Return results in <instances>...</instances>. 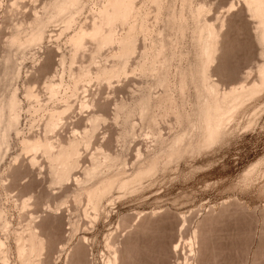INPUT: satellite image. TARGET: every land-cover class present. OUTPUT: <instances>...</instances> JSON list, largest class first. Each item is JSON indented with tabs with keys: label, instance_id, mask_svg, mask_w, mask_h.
Returning a JSON list of instances; mask_svg holds the SVG:
<instances>
[{
	"label": "rangeland",
	"instance_id": "obj_1",
	"mask_svg": "<svg viewBox=\"0 0 264 264\" xmlns=\"http://www.w3.org/2000/svg\"><path fill=\"white\" fill-rule=\"evenodd\" d=\"M59 1L0 0V103L5 102L2 107L6 108L16 94L14 103L19 104L18 123L14 121L11 128L7 120L18 113L10 115L9 106L1 109L3 115L0 112V142L7 139L6 145L0 143L4 146L0 147V208L7 213H0V220L3 223L4 217V225L11 223L5 225L10 232L0 227V236L12 248L8 264L29 260L32 264L33 254L36 264H68L72 257L77 260L74 255L78 253L83 264H264V86L259 90L264 56L255 33L258 20L251 16L247 1L136 0L135 14L126 25L118 22L114 26L119 31L116 45L104 46L96 57L91 54H95V40L87 38L85 49L78 51L74 62L70 59L75 54L70 36L83 26L90 30L95 19L100 20L99 7L107 0ZM56 6L62 11L55 10ZM200 7H204L200 16L204 23L198 20ZM46 15L53 18L45 19ZM207 21L211 28L215 26L212 23L217 30L221 27L220 39H210L202 32L209 27L201 26L202 30L200 24ZM181 23L188 25L184 35ZM35 27H42L43 38L33 39ZM199 28L208 40L219 39L213 42L216 45L218 41V48L212 42L214 49L210 47L213 52L218 49L215 60L211 50L207 53L211 44L202 39ZM15 35L20 40L16 45L11 41ZM205 40L209 44L204 56L213 59L210 65L201 54L207 50ZM91 55L99 62L92 61ZM202 61L209 66H205L208 80ZM117 63L123 71L122 76L117 73L119 78L112 77L109 82L106 78L113 73L106 81L93 74L92 82L88 79L75 85L72 72H78L79 67L89 66L94 71ZM52 82L64 83L55 91L56 98L50 95ZM211 82L218 84L212 86L214 91L218 88L222 94L255 83L259 88L246 93V98L242 95L243 103L238 101L241 105L220 120L216 115L214 119L212 111H216L211 108L216 110V102L223 106L224 95L213 92ZM208 107L213 121L206 113ZM51 111L63 114L61 120ZM50 114L56 116L57 123L48 127L49 119L54 118ZM206 123L218 126L212 131ZM8 128L14 129L10 136ZM5 132L7 138L3 139ZM34 138L49 139L53 152L50 147L49 153L44 147L30 150L26 141ZM77 141L78 151L73 143ZM66 146L68 153L76 152L73 157L63 150ZM94 165L95 170L91 168ZM60 169L70 174V178L61 179L62 184L57 177ZM24 199L29 200V206ZM22 200L23 206H28L25 209ZM34 222L41 223L36 232ZM28 224L34 227L33 232L55 242H48L50 257L41 247L38 256L35 251L26 255L32 258L26 262L25 248L26 253L18 251L23 238L29 237H23V230L32 236ZM16 240L21 242L16 245ZM178 242L180 248L175 247ZM18 252L24 255L20 258ZM2 259L0 264H4ZM80 259L74 264H82Z\"/></svg>",
	"mask_w": 264,
	"mask_h": 264
},
{
	"label": "bare ground",
	"instance_id": "obj_2",
	"mask_svg": "<svg viewBox=\"0 0 264 264\" xmlns=\"http://www.w3.org/2000/svg\"><path fill=\"white\" fill-rule=\"evenodd\" d=\"M54 1H55V0H54ZM56 1H59V0H56ZM64 1H65V0H64ZM66 1H67V0H66ZM68 1H69V0H68ZM75 1H76V0H74L73 2L75 3ZM79 1L81 2L82 0H79ZM83 1H84V0H83ZM105 1H106V0H105ZM245 1H247V2H245V3H247L246 5H247V8L249 9V12L252 13L251 16H252V17H254V16L257 17L256 20H258V21H257L258 24H257V26H256L257 29H256V27H255V29L257 30V31H255V33L257 32V33H256V34H257L256 37H257L258 41H259L260 43H262V44H261V46L263 47V49H262V53H263V56H264V0H245ZM59 2H60V1H59ZM70 2L72 3V1H70ZM135 2H136V0H107L106 3H104V5H103L102 7H101V6L99 7V16H100V18H97V19H100V20H99V21H98V20L96 21V19H95V23L92 22V23H93V26L91 25L92 28H90V30L88 29L87 26H85V27H87V28H84V26L81 27V28L79 27L80 29H77L78 31L75 29L76 31L73 33V35L70 36V37H71L70 41L72 40V41H71V43H72V50H73V47L75 46V47H74V49H75V52H74V53H75V54L73 53L74 56H72L73 54L70 55V56H72V57H70L71 61L74 62V60L77 59V57H78L77 55H79L80 50L82 51L83 49H85V47H86L85 44H87V42H86V39H87V38H88V39L91 38L92 41L95 40V41H94V42L96 43V44L94 43V44L96 45V46L94 45V46L96 47V48H94V50H95V51H94L95 54H93V52H91V54H92V55H95V56H96V53H97V54H100V53L104 50L105 47H109L110 45H116L115 43H117V42L119 41V40H118V39H119V37H118V32H119V31L117 32L116 29H118V27L116 28V27H114V26H116V23H118V22H119V24L122 25V26H123V24L126 25L128 18H130L131 16H133V15L135 14V6H136V5H135ZM57 3H58V2H57ZM62 3H63V1H62ZM62 3H60V4H62ZM66 3H67V2H66ZM66 3H65V5H66ZM77 3H78V2H77ZM82 3H83V2H82ZM82 3H80V5H83L82 7H84V4H85V3H83V4H82ZM183 3H185V2H183ZM55 4H56V3H55ZM68 4H69V3H68ZM51 5H52V8H50V9L52 10V9H53V4L51 3ZM56 5H57V4H56ZM63 5H64V4H63ZM65 5H64L63 7H61V9L64 10V11L61 10L62 12H65V11H66L65 9H63V8L65 7ZM72 5L74 6L73 3H72ZM75 5H77V4H75ZM78 5H79V4H78ZM137 5H138V4H137ZM183 5H184V4H182V6H181L182 9H183ZM60 6H62V5H60ZM60 6H59V8H60ZM68 6H70V5H68ZM73 6H71V7H73ZM156 6H157V5H156ZM161 6H162V5H161ZM184 6H185V5H184ZM50 7H51V6H50ZM56 7H57V6H56ZM79 7H80V6H79ZM82 7H80V8L83 9ZM161 8H162V7H161ZM200 8H201V7H200ZM200 8H197V9L199 10ZM54 9H55V8H54ZM66 9H67V8H66ZM77 9H78V8H77ZM81 9H80L79 11H81ZM137 9H138V8H137ZM203 9H204V7H203ZM203 9L201 8L200 11H199V14H200V15H199L198 20L200 21V23H204V22H205L204 20H203V21H204V22H203L202 19H201V17H200L201 14H202V10H203ZM55 10H58V12H61L60 9H58V7H57ZM55 10H54V11H55ZM68 10H69V9H68ZM74 10L77 11L76 8H75ZM158 10H160L159 6H158ZM46 11H48V10H46ZM95 11H96V10H95ZM160 11H161V10H160ZM48 12H49V11H48ZM51 12H52V11H51ZM97 12H98V11H97ZM97 12H96V13H97ZM52 13H53V12H52ZM96 13L94 12V14H96ZM48 14H49V13H48ZM59 14H60V13H59ZM61 14H62V13H61ZM71 14H72V13H71ZM196 14H197V13H196ZM49 15H50V14H49ZM52 15H53V14H52ZM36 16H37V15H35V17H36ZM47 16H48V15H46L45 19L47 18ZM55 16H57V15H54V17H55ZM96 16H97V14H96ZM96 16H94V17H96ZM156 16H158V15L156 14ZM39 17H40V16H39ZM39 17H38V18H39ZM49 17H52V18H53V16H49ZM49 17H48V18H49ZM70 17H72V15H71ZM94 17H93V18H94ZM180 17H181V16H180ZM255 17H254V18H255ZM42 18H43V17H42ZM48 18H47V19H48ZM52 18H51V19H52ZM68 18H69V16H68ZM72 18H74V17H72ZM72 18H71V19H72ZM156 18H157V17H156ZM182 18L184 19V17H181V19H182ZM49 19H50V18H49ZM69 19H70V18H69ZM181 19L178 18L177 20L180 21ZM200 19H201V20H200ZM42 20H43V19H42ZM52 20H53V19H52ZM66 20H67V19H66ZM72 20H73V19H72ZM40 21H41V20H40ZM44 21H45V20H44ZM50 21H51V20H50ZM68 21H69V20H68ZM68 21H67V23H68ZM181 21H182V20H181ZM181 21H180V22H181ZM201 21H202V22H201ZM36 22H37V21H36ZM47 22H48V20H47ZM69 22H70V21H69ZM39 23H41V22H39ZM208 23H209V22L207 21V23H205V24H202V25L200 24V28L202 29V27H203V29H205V28H206V24H207V27H209L211 30H210L209 28H206L205 30L202 29V30H203V31H202V30L199 28V29H200V30H199V33H200V34H203V33L200 32V31H202V32H205L204 34L207 33L206 35H207L209 38L211 37L212 39H214L213 37H218V36H219L218 38L220 39V34H221V32H220L219 35H217V34H218V31H220L219 29H220L221 27H219V29L217 30V27H215V26H216L215 23H212V25H215V26H212V28H211V24H208ZM42 24H43V23H42ZM45 24H46V23H45ZM45 24H44V25H45ZM70 24H71V23H70ZM119 24H117V26H118ZM181 24H183V23H181ZM181 24H180L181 27H179V25H178V27L180 28V30H181V28L184 29V31L181 30L182 33H183V32L186 33V30L188 29V25L185 26V25L183 24V25L185 26V27H183ZM187 24H188V23H187ZM34 25H35V23H34ZM38 25H39V24H38ZM204 25H205V26H204ZM41 26H42V25H41ZM201 26H202V27H201ZM89 27H90V26H89ZM213 27H215V28H213ZM36 28L38 29V27H35V29H36ZM45 28H46V27H45ZM120 28H121V27H119V29H120ZM123 28H124V27H123ZM179 28H178V30H179ZM186 28H187V29H186ZM33 29H34V28H33ZM35 29H34V30H35ZM41 30H42V27L39 28V29L36 31V33H37L38 31H39V32H38L37 34L35 33V36L33 35V39H34L35 37L37 38V36H38L39 38H40V37H42V38L44 37V36H42L44 33H41L43 30H42V31H41ZM120 30L122 31V29H120ZM206 30H208V31H206ZM221 31H222V29H221ZM208 32L211 33V34H209ZM258 32H259V33H258ZM40 33H41V34H40ZM185 33H183L182 35H184ZM204 34H203V38H202V35H199V37L202 38L203 40L207 37V36L204 37ZM208 34H209V35H208ZM26 35H27V34H26ZM13 37H14V36H13ZM17 37H18V36L15 35V37L13 38V40H11V41H13L12 43L15 44V42H18L17 40H19V38H17ZM25 37H27V36H25ZM28 37H29V36H28ZM208 37H207V38H208ZM31 38H32V37H31ZM39 38H38V40H39ZM207 38H206V40H207V41H210V44H211V45L209 46V48L212 46V43H213V42L216 43V40L219 41L218 38H217V39L215 38V41H214V40H212V41H211V40H208L209 38H208V39H207ZM211 38H210V39H211ZM21 39H23V38H21ZM26 40L28 41V39H26ZM30 40L32 41V39H29V41H30ZM34 40H35V39H34ZM91 40H89V41H91ZM206 40H205V41H206ZM19 41H20V40H19ZM87 41H88V40H87ZM207 41H206V42H207ZM218 41H217V44H216V45H215V43H213V45H215V47L219 44ZM73 42H74V43H73ZM163 42H164V41H163ZM206 42H205V43H206ZM211 42H212V43H211ZM20 43H21V42H20ZM24 43H25V42H24ZM31 43H32V42H31ZM205 43H203V45H204ZM16 44H17V43H16ZM16 44H15V45H16ZM18 44H19V43H18ZM73 44H74V45H73ZM163 44H164V43H163ZM163 44H162V46H163ZM207 44H209V42H207V43L204 45V46L207 48V50H206V49H205V50L203 49V51H201V54H202V52H203V56H204V52H205V51H206V52L208 51V47H207L208 45H207ZM11 45H13V44H11ZM21 45H24V44H21ZM106 45H108V46H106ZM164 45H165V44H164ZM18 46H19V45H18ZM104 46H105V47H104ZM127 46H128V45H127ZM160 46H161V45H160ZM160 46H159V47H160ZM204 46H203V47H204ZM111 47H112V46H111ZM125 47H126V46H125ZM163 47H164V46H163ZM163 47H162V49H163ZM212 47H213V48H212ZM212 47H211V48L214 49V46H212ZM142 48H143V47H142ZM160 48H161V47H160ZM160 48H158V49H160ZM164 48H165V47H164ZM211 48H210L209 51L207 52L208 54L210 53V50L212 51ZM217 48H218V46H217ZM217 48H215V49L218 50ZM101 49H103V50H101ZM125 49H126V48H125ZM162 49H160V50L163 52L164 49H163V50H162ZM72 50H71V51H72ZM100 50H101V51H100ZM137 50H138V48H137ZM137 50H136V51H137ZM160 50H159L158 52H160ZM216 50H215V52H216ZM78 51H79V53H78ZM99 51H100V53H99ZM136 51H135V52H136ZM164 51H165V50H164ZM213 51H214V50H213ZM213 51H212V52H213ZM72 52H73V51H72ZM162 52H160V54H161ZM175 52H176V51H175ZM175 52H174V54H172V55L176 56V53H175ZM206 52H205V53H206ZM212 52L210 53V55H211V56L213 57V59L215 60L217 52H216V53H215V52L212 53ZM140 53H141V52H140ZM172 53H173V52H172ZM214 53H215V54H214ZM201 54H200V55H201ZM208 54H205L206 56H204V58H205V59H204L205 62H206V60L208 61V58H206V57H209V58H210V55H208ZM92 55H91V56H92ZM125 55H127V54H125ZM158 55H159V54H158ZM91 56H90V59H92V61H98V59L96 58L97 56H96V57H95V56H92V57H91ZM214 56H215V57H214ZM124 57H125V56H124ZM172 57H173V56H172ZM172 57H171V59H172ZM63 58H64V57H63ZM75 58H76V59H75ZM95 58H96L97 60H95ZM98 58H99V57H98ZM73 59H74V60H73ZM213 59L211 58V59H210L208 62H206V63H207V64L211 63ZM202 60H203V59H202ZM63 61H64V60H63ZM72 62H71V63H72ZM98 62H99V61H98ZM98 62H91V63H92V64H93V63H94V64H98ZM162 62H164V61H162ZM198 62H200V61H198ZM202 62L204 63V67H203V65H202L201 67H203V68H202V71H203V73H204V71H205V69H206L205 66L207 67L208 65H207L204 61H202ZM202 62H201V64H203ZM114 63H115V62H114ZM114 63H113V64H114ZM127 63H128V62H127ZM127 63H126L125 66H127ZM158 63H159V61H158ZM92 64H91V65H92ZM119 64H121V63H119ZM119 64L117 63L116 66H114L113 68L110 67L111 65H110V66H107V65H101L102 67H100V68L97 67V66H100V65H96L97 68L94 69V71H96V73H95L92 69H90L89 66H86V67H85V65L83 64L84 67H81V68L79 67L78 72H74V74H73V72H72V75H73L74 77H75V76H76V77H75V78L71 77V79H72V78H73V80L75 79L74 81H75V85H76V84H79V83H78L79 81H85V82H86V80H88V79H89L88 81H91V82H92L94 79H92V80H90V79L94 76L93 74H96V75H95V78H97V76H98V79L100 80L101 78L104 77V78L101 79V80H105V78H106L107 75H109L110 73H113V74H114V73L116 72V74H115L114 76H113V74H111L112 76H110V75H109V77L107 76L108 78H106V80H107V81L109 80V82H110L112 77H116V76H117V77L119 78L120 75L122 76L123 71L121 72V68H120V66L122 67V65H119ZM137 64H138V63H137ZM262 64H263V65H262ZM262 64L260 65L261 67L259 66V67H260V68H259V69H260V70H259V72H260L259 74H260V76H261V78H262V79L260 78V79H261V80H260L261 82H259V83H261L260 88H259V83H258V86H257V84L255 83V86H254V84H253V87H252V86H249V88H248V86H247V87L243 86L242 88H239V87H237V88H232L231 90L227 91V93H223V94L220 93V91H218V88H217V89H215V91H216L217 93L221 94V96L224 95L223 98H221V99H223V100H222L223 102L220 103V104H223V103H224V104H223V106H221V105H219V102H216V104L218 103V105H215V107H214V108H216V110L213 109V108H211V107H208L206 113L210 115L211 111L214 110V111H216V114H215V112L213 113V111H212V115H213V117L216 115L215 117L220 118V120H221L222 116H224V115L227 113V116H226V118H227V117H229L228 115H229L230 113H232L233 111H235V110L238 108V106H239V104H240L241 102L243 103V101L245 100V99L243 100V97H244V98L248 97V95H247L246 93H248L249 91H250V92L253 91L256 87L259 88V90H261V89H262V86H264V63H262ZM209 65H210V64H209ZM103 66H104V67H103ZM118 66H119V68H118ZM108 67H110V68H108ZM116 67H117L118 69H114V68H116ZM136 67H137V66H136ZM91 68H92V66H91ZM98 68H99V69H98ZM126 68H127V67H126ZM126 68H122V69H126ZM134 68H135V67H134ZM208 68H209V66H208ZM97 69H98V70H97ZM155 69H156V68H155ZM92 71H93V72H92ZM134 71H137V70H134ZM155 71H156V70H155ZM206 71H207V73H206V72H205V73H206V75H207L208 77H207V76H204V77L207 78L206 80H208V79L210 78V76H209L210 74L208 75V70H207V69H206ZM14 72H15V71H14ZM118 72H119V74H120V73H121V74L118 75V74H117ZM75 73H76V75H75ZM124 74H125V73H124ZM203 75H205V74H203ZM203 75H202V78H203ZM70 76H71V75H70ZM99 77H101V78H99ZM93 78H94V77H93ZM109 78H110V79H109ZM205 78H203V79H205ZM69 79H70V78H69ZM106 80H105V81H106ZM182 81H183V80H182ZM184 81H185V80H184ZM184 81L182 82L183 85H181V87H183V88L186 87V84H185L186 81H185V82H184ZM61 82H63V80H61ZM61 82H60V84H59V83H56V85H55V83L52 82L51 85H49V88L51 89V90H49V91L52 92V93H50V95H52L51 98H56V95H57V97L59 96L55 91L58 92V90L60 91V88L62 89V85H64V83L61 85ZM70 82H71V81H70ZM206 83H207V81H206ZM212 83H213V82H211V85H210V86H211L213 92H215L212 86H214V88H215L216 86L218 87V84H216L215 82H214L213 84H212ZM68 84H69V83H67V85H68ZM71 84H72V82H71ZM82 84H84V83H82ZM90 84H91V83H90ZM184 84H185V87H184ZM208 84H209V83H208ZM87 85H88V84H87ZM162 85H164V84L162 83ZM56 86H57L58 89L56 88ZM58 86H61V87L59 88ZM69 86L71 87L70 84H69ZM69 86H68V87H69ZM72 86H74V83L72 84ZM207 86L210 88L209 85H207ZM77 87H78V86H77ZM77 87H76V88H77ZM80 87H81V86H80ZM85 87H87V86L85 85ZM166 87H167L168 90H169V87H170V86H166ZM63 88H64V87H63ZM74 88H75V87H74ZM74 88H73V89H74ZM76 88H75V92L77 91ZM78 88H79V87H78ZM88 88H89V87H88ZM211 88H210V89H211ZM64 89H65V88H64ZM73 89H72V90H73ZM68 90H69V89H68ZM68 90H67V91H68ZM168 90H167V91H168ZM65 91H66V90H65ZM70 91H71V90H70ZM182 91H185V90L182 89ZM54 92H55V94H54ZM75 92H74V93H75ZM213 92H212V94H213ZM216 92H215V93H216ZM250 92H249V93H250ZM30 93H31V92H30ZM74 93H73V94H74ZM217 93H216V94H217ZM249 93H248V94H249ZM32 94H34V93H32ZM53 94H54V96H53ZM59 94H60V93H59ZM216 94H214L213 96H215ZM251 94H252V93H251ZM14 95L16 96V94H12L13 97H12V98L10 97L11 100H12L11 102H10V99L8 100L9 103H11V104L6 103V105L8 104V106H9L10 108H8V106H6V108L4 107L5 110H6L7 108L10 109V115H11V113L13 114L14 111H15L14 114H16V112L18 113V114H16V117H15V115H14L13 118H11L12 120H11L10 118H8L7 121L9 122V124H8V125H9V128L12 127L11 125H12V123H13L14 121H15V122H14L15 125H17V123H18V122H17V121H18L17 117H19V116H18V115H19V112L17 111V109H18L17 107H18V106H16V105H19V104H18V103H14V101H16L18 98H16L17 96L14 97ZM167 95H168V94H167ZM242 95H244V96L242 97ZM249 95H250V94H249ZM31 96H33V95H31ZM34 96L36 97V94H34ZM168 96H169V95H168ZM168 96H167V97H168ZM219 96H220V95H219ZM170 97H171V96H170ZM170 97H169V98H170ZM241 97H242V99H241ZM13 98H14V100H13ZM171 98H173V97H171ZM171 98H170V101H171V103L173 104V103H174V99H172V100H173V102H172ZM214 98H215V97H214ZM15 99H16V100H15ZM57 99H58V98H57ZM215 99H216V98H215ZM236 99H237V100H236ZM240 99H241L242 101H241ZM215 101H216V100H215ZM217 101H219V98H218ZM238 101H239L240 103H239ZM12 102H13V103H12ZM17 102H18V101H17ZM220 102H221V100H220ZM237 103H238V104H237ZM242 103H241V104H242ZM236 104H237V105H236ZM241 104H240V105H241ZM0 105H1V108H0V112H1V111H2L1 109H3L2 106L5 105V102H4V105H3V102H2V104L0 103ZM11 105H15V106H13V108H11V107H12ZM216 106H217V107H216ZM218 106H219V107H218ZM67 107H68V105H67ZM69 107H70V104H69ZM14 108H15V109L17 108V109L15 110ZM210 108H211L212 110H211ZM233 108H234V109H233ZM4 109H3V110H4ZM8 109H7V110H8ZM64 109H65V108H64ZM64 109H63V110H64ZM5 110H4V111H5ZM56 110H57V109H56ZM56 110H55V111H56ZM59 110H60V109H58V111H59ZM61 110H62V109H61ZM61 110H60L59 112H62V111H63V110H62V111H61ZM67 110H68V108H67ZM67 110H66V111H67ZM208 110H209V111L211 110V111L208 113ZM232 110H233V111H232ZM53 111H54V109H53ZM59 112H58V113L56 112L57 114H59V115H57L55 112H52V111H51L52 114L54 113V114L57 116V119H58V120H59V119L61 118V116L65 113V111H64V113L62 112V113H63L62 115H61V113H59ZM217 112H218V113H217ZM228 112H229V113H228ZM1 113H2V115H3V112H1ZM1 113H0V114H1ZM139 113H140V112H139ZM4 114H5V113H4ZM2 115L0 116V118H3ZM50 115H51V114H50ZM209 115H208V116H209ZM52 116L54 117V115H51V117H52ZM56 116H55V117H56ZM58 116H59V117H58ZM208 116H206V117H208ZM10 117H12V116H10ZM14 117H15L16 119H15ZM51 117H50V118H51ZM55 117H54L53 119L51 118V120L49 119V121H51V122L48 121V122L50 123V124L47 123V124H49V125H47L48 127L51 126V123L53 124L52 126H55V125H54V122H55V119H56ZM94 117H95V115H94ZM206 117H205V118H206ZM215 117H214V119H215ZM209 118L211 119V121H213V118L211 117V115H210ZM209 118L206 120L207 122H210V119H209ZM13 119H14V120H13ZM57 119H56V120H57ZM0 120H1V119H0ZM2 120H3V119H2ZM16 120H17V121H16ZM60 120H61V119H60ZM10 121H12V122H10ZM14 123H13V124H14ZM55 123H57V122H55ZM210 123H211V122H210ZM210 123H206V125H208V124H210ZM211 124H213V123H211ZM211 124H210V126H211L210 128H212V131H213V129H214L213 127H217L218 125H215V124H214V125H211ZM15 125H14V126H15ZM14 126H13V128L17 131L18 127H17V126L14 127ZM16 127H17V128H16ZM206 127L209 128V125L206 126ZM6 128H7V126H6ZM9 128L7 129V131H9L8 133H9V136H10V132H11V130H14V129L12 128V129L9 130ZM95 129H96V128H95ZM5 131H6V130H5ZM7 131H6V132H7ZM94 131H96V130H94ZM6 132H5V134H4V137H2L3 139L6 137V136H5V135H6ZM19 132H20V131L18 130L17 133L19 134ZM3 133H4V132H3ZM3 133H2V134H3ZM86 133H87V131H86ZM2 134H1V135H2ZM7 135H8V134H7ZM6 138H7V137H6ZM6 138H5V139H6ZM3 139H2V140H3ZM34 139H35V138H34ZM87 139H88V138H87ZM0 141H1V138H0ZM6 141H7V139H6ZM6 141L3 140L2 142L5 143ZM32 141H33V142H32ZM32 141H31V140H30V141H29V140L26 141L27 144H29L28 147L31 148L30 150H32V149H37V150H39V149H42V147H44L45 150H47L46 153H49V151H48V147H50V150L53 149V148H51L52 143H50L49 139H45V140H44V139H41V138H38V139L36 138L35 140H32ZM86 141L88 142V140H86ZM2 142H0V143H2ZM73 143H75L74 145L77 147V144H78L79 142L77 141V143H76V142H73ZM73 143H72V144H73ZM7 144H8V143H7ZM2 145H3V144H2ZM2 145H1L0 147H4V146H2ZM4 145H6V143H5ZM44 148H43V150H44ZM66 148H67V146H66ZM1 149H3V148H0V157H1V153H2L1 151H3V150H1ZM4 150H5V148H4ZM28 150H29V149H28ZM45 150H44V151H45ZM63 150H66V152H67V150L69 151L68 148H67V149H64V148H63ZM75 150H76V149H75ZM5 151H6V150H5ZM5 151H4V152H5ZM51 151H52V150H51ZM60 151H61V149H60ZM77 151H78V147H77ZM4 152H3V155H5ZM52 152H53V151H52ZM61 152L63 153V155L66 153V152H63V151H61ZM70 152H71V154L67 152L68 156H69V154H70V156H72V154L74 153V150H71ZM72 152H73V153H72ZM26 153H27V152H26ZM75 153H76V152H75ZM75 153H74V155H75ZM77 153H78V152H77ZM67 154H66V155H67ZM55 156H57L58 159H59V157H60V156L57 155V154H56ZM53 157H54V156H53ZM72 157H73V156H72ZM74 157H76V156H74ZM25 158H26V157H25ZM30 158H31V157H29L28 159H30ZM50 158H51V157H50ZM68 158H69V157H68ZM54 159L56 160L57 158L55 157ZM58 159H57V160H58ZM70 159H71V158H70ZM70 159H69V160H70ZM73 159H75V158H73ZM76 159H77V158H76ZM1 160H2V159H1ZM1 160H0V161H1ZM31 160H32V162H33L34 158H32ZM31 160H30V161H31ZM93 160H94V159H93ZM60 161L62 162L63 159H60ZM65 161H67V162H66V163H67V166H68V164H69V166H70L71 163H69L70 161L68 162V159H67V158H65ZM53 162L56 163L55 161H53ZM57 162H58V161H57ZM61 162H60V163H61ZM74 162H75V161H74ZM93 162H94V161H93ZM72 163H73V161H72ZM31 164L33 165V164H35V163L33 162V163H31ZM75 164H76V163H75ZM77 164H78V163H77ZM94 164H95V162H94ZM97 164H98V163H97ZM53 165H55V164H53ZM91 165H93V164H91ZM69 166H68V167H69ZM77 166H78V165H77ZM90 167H91V166H90ZM93 167L95 168V165L92 166L91 168L93 169ZM99 167H100V165H99ZM54 168L56 169V167H54ZM59 168H60V167H59ZM59 168L57 167V169H59ZM72 168H74V167H72ZM14 169H15V168H14ZM14 169H12V170H14ZM66 169H67V171L70 170V169H68V168H66ZM66 169H65L64 171H62V170L60 169L61 172H62L61 175L59 174V172H60L59 170H57L58 173L55 172V173L58 174L57 177H58V183H59V184H62V183H63V181L61 182V179H62V178H63L64 180H66V179H67L66 177H69V175H70V174L67 175L68 172L66 171ZM93 170H95V169H93ZM65 171H66L67 173H66ZM86 171H88V170H86ZM90 171H91V170H90ZM90 171H88L89 174H92V171H91V172H90ZM63 172H65L66 174L63 173ZM93 172H94V171H93ZM86 173H87V172H86ZM94 173H95V172H94ZM94 173H93V174H94ZM53 174H54V173H53ZM73 175H74V174H73ZM86 175H87V174H86ZM86 175H85V177H86ZM94 175H95V174H94ZM12 176H13V175H12ZM59 176H60V177H59ZM88 176L90 177V175H88ZM64 177H65L66 179H65ZM59 178H60V179H59ZM69 178H70V177H69ZM63 179H62V180H63ZM87 179H89V178H87ZM69 180H70V179H69ZM76 180L81 181V180H79L78 178H77ZM2 181H3V179H2ZM59 181H60V182H59ZM81 182H82V181H81ZM83 182H84V180H83ZM1 183H2V182H1ZM77 183H78V182H77ZM79 184H81V183H79ZM79 186H80V185H79ZM86 195H87V194H86ZM87 198H88V197H87ZM89 198H90V197H89ZM24 200L27 201L26 203H28V206H29V205H30V204H29V200H27V199H24ZM25 201H24V202H25ZM24 202H23V200H22V204H21V205H22V208L24 207L23 209H25L26 207H28V206H23V204H25ZM25 205H26V204H25ZM2 208H3V207H2ZM4 209H5V208H4ZM0 210H3V209L0 208ZM21 210H22V209H21ZM4 212H5L4 215H6L7 213H6L5 210H3L2 212L0 211V213H4ZM22 212H23V210H22ZM52 212H53V211H52ZM23 214H24V212H23ZM151 214H152V213H151ZM154 214H155V213H154ZM154 214H153V215H154ZM156 214H157V213H156ZM156 214H155V215H156ZM153 215H152V217H153ZM2 216H3V214H2ZM2 216H1V217H2ZM1 217H0V218H1ZM1 219H2V218H1ZM5 219H7V218H4V217H3L4 222H5ZM135 219H136V217H135ZM0 221H1V220H0ZM8 221H9V220H8ZM133 221H134V220H133ZM140 221H141V219H140ZM140 221L138 222L139 227H140V225H141V224H140ZM4 222H3V223H4ZM6 222H7V220H6ZM9 222H10V221H9ZM9 222H7L6 224H7V225H10L11 223H9ZM136 222H137V221H136ZM143 222H144V221H143ZM1 223H2V221H1ZM1 223H0V224H1ZM3 223H2V224H3ZM8 223H9V224H8ZM36 223H37V222H36ZM36 223L34 222V224H36ZM2 224H1V225H2ZM6 224H5V225H6ZM31 224H32V223H31ZM37 224H38V223H37ZM37 224H36V226L34 225V227H35V232H36L37 226H38V228H39V224L41 225V223H39L38 225H37ZM3 225H4V224H3ZM3 225L0 226V227H3V228L6 227V228L4 229V231L6 230V231H5L6 233H7V230H8V232L11 231L10 227H7V226H5V225L3 226ZM145 225H146V224H145ZM28 226H29V224H28ZM32 226H33V224H32ZM32 226H31V227L29 226V227L32 228ZM141 226H142V225H141ZM29 227H28L29 231H30V232H31V231L33 232V231H34V227H33L31 230H30ZM135 227H136V226H135ZM144 227H145V226H144ZM199 227H200V226H199ZM199 227H198V228H199ZM140 228H142V227H140ZM146 228H147V226H146ZM1 229H2V228H0V231H1ZM9 229H10V231H9ZM28 229H27V230H28ZM147 229H148V228H147ZM2 230H3V229H2ZM144 230H145V229H144ZM199 230H202V229L199 228ZM199 230H198V231H199ZM25 231H26V230H23L24 233L21 231L23 234L20 233V232H18L19 234H18V235L16 234V236L19 238V237H21L22 235H25V236H23V237H28V235H29V237H30V234H29V233L27 234V233H26L27 231H26V232H25ZM29 231H28V232H29ZM37 231H38V230H37ZM1 232H2V231H1ZM35 232H33V233L35 234V236L33 235V233L31 234V235L33 236L32 239H31V237H32V236H31L30 239H29V237H28V238L25 239L26 241H24V238L21 237V241H22V238H23V242L19 241V242H21V243H20V245H18V246H19L18 251L21 249V253H22V252H25V251H26L27 253L25 252L26 254L24 255V254H21L20 252H18V254H19L18 256H20V254H21V255H24V256H25L24 258H26V260H25L26 262L28 261V259H31V260H32V258H30V257H34V258H36V257L34 256V254H33L31 251H35L34 253L36 254V256H38V255L41 253L40 251H42L43 249H44L43 251H45V249H46V251L49 250V252H50V250H51V249H50L51 247L48 248V247H49L48 242H49V241L51 242V240H49V239L46 240V237H45V236H42V235H44V234H41V236L43 237V238H42V237L40 236V233H38L39 231L37 232V234H39V235H37ZM200 233H202V232H200ZM21 234H22V235H21ZM1 235H2V234H1ZM26 235H27V236H26ZM199 235H200V234H199ZM199 235H198V236H199ZM0 237H1V236H0ZM34 237H36L35 239H37V237H38V239L35 240V242L33 241V240H34ZM201 237H202V236H201ZM201 237H200V238H201ZM7 238H8V237L6 236L5 239L7 240ZM82 238H83V237H82ZM3 239H4V238H3ZM3 239H2V237L0 238V252H1V251L3 252V253L1 252L0 255L3 254V255L5 256V258H6V260H5V258L2 259L4 256H3L2 258H1V256H0V258L2 259V261H3L4 264H5V262H7V264H8V262H10V260H9V258H8L7 256L9 255V253H11L10 251H12V248H10V245H8V243H6V242H9V241L7 240V241L5 242ZM27 239H29L31 242H30L29 240H28V242H27ZM83 239H84V238H83ZM17 240H18V239H17ZM17 240H16V245L19 244V242H17ZM19 240H20V239H19ZM81 240H82V239H81ZM81 240H80V241H81ZM36 241H37V242H36ZM84 241L86 242L85 239L83 240V243H85ZM50 242H49V243H50ZM25 243H26V244H25ZM51 243H52L53 245L55 244V242H53V241H52ZM51 243H50V244H51ZM80 243H81V242H80ZM178 243H179V242H178ZM178 243H176V244H178ZM6 244H7L8 246H5ZM9 244H10V243H9ZM21 244H23V245L25 244V245H24L25 247H24L23 245L21 246ZM26 245H27V246H26ZM18 246H16V247H18ZM20 246L23 247V248H21ZM11 247H12V246H11ZM16 247H15V248H16ZM41 247H43V249H42ZM173 247H174V246H173ZM173 247H172V248H173ZM175 247H176V248H180V243L178 244V246L175 245ZM9 248H10L11 250H10ZM24 248H25V251H23ZM38 248H39V249H38ZM47 248H48V249H47ZM16 249H17V248H16ZM26 249H27L28 251H27ZM173 249H174V248H173ZM53 250H54V249H53ZM116 250H117V249H116ZM116 250H115V251H116ZM29 251H30V252H29ZM38 251H39L40 253H39ZM61 251H62V250H61ZM176 251H177V250H176ZM37 252H38V253H37ZM79 252H80V251H79ZM116 252H117V251H116ZM116 252H115V254H116ZM173 252H174V251H173ZM76 253H77V252H76ZM28 254H29V255H28ZM31 254H33V255H31ZM52 254H53V253H52ZM52 254H51V255H52ZM78 254H79V253H78ZM78 254H77V255H76V254L74 255V257L77 256V260L80 259V258L78 257ZM174 254H175V252H174ZM26 255H28V256L31 255V256L28 257V256H26ZM47 255H49L48 251H47ZM118 256H119V254H118ZM9 257H10V256H9ZM48 257H50V255H49ZM20 258H21V256H20ZM22 258H23V257H22ZM24 258H23V260H24ZM34 258H33L32 264H34V263L36 264V262H35L36 259H35V261H34ZM72 258H73V257H72ZM72 258L70 259V260H72V261L69 260L70 262H69V263L67 262L68 264H74V263L77 262L76 259H75V260H76V261H75V260L72 259ZM115 258L119 259V257H117V256H115ZM1 259H0V260H1ZM81 259H82V258H81ZM81 259H80V260H81ZM85 259H86V258H85ZM87 259H88V258H87ZM117 259H116V262L118 261ZM8 260H9V261H8ZM82 260H83V259H82ZM82 260H81L80 262L83 264ZM88 260H89V259H88ZM4 261H5V262H4ZM21 261H22V259H21ZM189 261H190V260H189ZM22 262H23V261H22ZM22 262H21V263H22ZM86 262H87V261H86ZM28 263L31 264V263H30V260L28 261ZM28 263H26V264H28ZM77 263H78V262H77ZM84 263H85V262H84ZM22 264H23V263H22ZM88 264H89V263H88ZM108 264H109V263H108Z\"/></svg>",
	"mask_w": 264,
	"mask_h": 264
}]
</instances>
